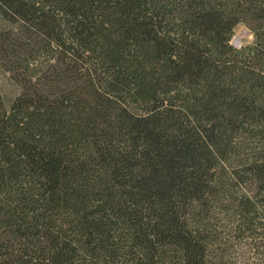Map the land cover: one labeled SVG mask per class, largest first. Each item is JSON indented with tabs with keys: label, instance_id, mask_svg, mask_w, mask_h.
<instances>
[{
	"label": "trees",
	"instance_id": "16d2710c",
	"mask_svg": "<svg viewBox=\"0 0 264 264\" xmlns=\"http://www.w3.org/2000/svg\"><path fill=\"white\" fill-rule=\"evenodd\" d=\"M0 58V264L264 252V0H0Z\"/></svg>",
	"mask_w": 264,
	"mask_h": 264
},
{
	"label": "rangeland",
	"instance_id": "374dc122",
	"mask_svg": "<svg viewBox=\"0 0 264 264\" xmlns=\"http://www.w3.org/2000/svg\"><path fill=\"white\" fill-rule=\"evenodd\" d=\"M246 30V34L242 33ZM238 39V43L235 45L234 40ZM253 34L244 23H239L235 26L233 34L231 36V43L237 47L252 42ZM33 55L38 56L37 52ZM32 56V55H31ZM23 58H26V54H22ZM8 63L0 58V100L7 102L9 99L14 97L20 91V77L15 71H9ZM237 247V248H236ZM233 264H264V252H254L244 247V244L239 242L236 244L235 250L233 251Z\"/></svg>",
	"mask_w": 264,
	"mask_h": 264
},
{
	"label": "bare ground",
	"instance_id": "6f19581e",
	"mask_svg": "<svg viewBox=\"0 0 264 264\" xmlns=\"http://www.w3.org/2000/svg\"><path fill=\"white\" fill-rule=\"evenodd\" d=\"M242 33H245L246 34V30H244ZM239 39V37H237L236 41Z\"/></svg>",
	"mask_w": 264,
	"mask_h": 264
},
{
	"label": "water",
	"instance_id": "95a60500",
	"mask_svg": "<svg viewBox=\"0 0 264 264\" xmlns=\"http://www.w3.org/2000/svg\"><path fill=\"white\" fill-rule=\"evenodd\" d=\"M237 43H238V40H237V41H236V40H234V43H233V44H235V45H236Z\"/></svg>",
	"mask_w": 264,
	"mask_h": 264
}]
</instances>
